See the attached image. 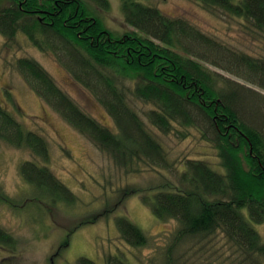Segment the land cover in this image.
Here are the masks:
<instances>
[{
	"label": "trees",
	"instance_id": "trees-1",
	"mask_svg": "<svg viewBox=\"0 0 264 264\" xmlns=\"http://www.w3.org/2000/svg\"><path fill=\"white\" fill-rule=\"evenodd\" d=\"M19 1L0 0V34L10 44L26 37L53 54L94 93L115 128L75 103L37 60L21 58L16 64L37 94L110 154L116 165L135 171L145 163L171 170L176 177L162 188L152 186L150 193L144 187L126 189L128 194L143 192L158 219L178 222L165 264H184L187 245L216 235L238 250V264H264V238L254 225L264 224V55L235 50L145 0H122L133 29L121 35L99 14L110 8L109 0H22V6ZM196 1L243 18L264 35V0ZM136 101L149 105L144 111L147 120L135 109ZM190 129L218 149L223 170L191 155L175 164L170 161L157 131L187 138ZM0 141L33 155L20 170L42 196L29 200L49 206L77 201L51 171L48 141L25 129L2 104ZM0 200L17 206L2 190ZM117 225L130 244H147L145 232L129 217L119 216ZM15 241L0 227V243ZM78 264L99 263L82 256ZM106 264L130 263L112 255Z\"/></svg>",
	"mask_w": 264,
	"mask_h": 264
},
{
	"label": "rangeland",
	"instance_id": "rangeland-1",
	"mask_svg": "<svg viewBox=\"0 0 264 264\" xmlns=\"http://www.w3.org/2000/svg\"><path fill=\"white\" fill-rule=\"evenodd\" d=\"M145 1L169 16L187 19L235 50L264 55V35L243 18L210 10L196 0ZM109 3L110 8L99 13L107 27L119 35L132 31L122 11V0ZM19 39L10 44L0 34V104L25 129L48 141L51 171L78 199L74 204L60 202L56 206L29 200L32 195L42 196V192L30 188L20 170L21 163L33 159V155L26 148L0 141V188L17 203L14 206L0 200V227L16 239L13 245L0 243V264H78L82 256L106 264L112 255H119L130 264H165V252L178 222L158 219L143 200V192L128 194L126 189L144 187L150 193L152 186L173 183L176 177L171 170L151 168L145 163H140L135 171L116 165L110 154L67 122L26 81L16 64L19 59L37 60L75 103L101 123L115 128L113 117L94 93L77 82L53 54L39 49L26 37ZM134 107L147 120L144 111L149 105L136 101ZM190 131L187 138L177 132L157 131L170 161L175 164L191 155L223 170L218 149L203 140L196 129ZM108 206L111 209L106 211ZM119 216L129 217L143 229L148 238L146 245L135 246L124 239L117 225ZM254 225L264 238V224ZM187 247L184 264H238L240 257L222 235Z\"/></svg>",
	"mask_w": 264,
	"mask_h": 264
},
{
	"label": "flooded vegetation",
	"instance_id": "flooded-vegetation-1",
	"mask_svg": "<svg viewBox=\"0 0 264 264\" xmlns=\"http://www.w3.org/2000/svg\"><path fill=\"white\" fill-rule=\"evenodd\" d=\"M19 5H20V6H22V0H21V1H19Z\"/></svg>",
	"mask_w": 264,
	"mask_h": 264
}]
</instances>
